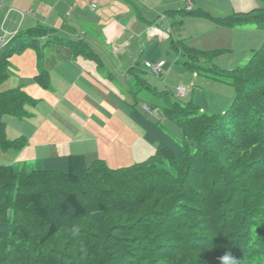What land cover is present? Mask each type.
Segmentation results:
<instances>
[{"label":"trees","instance_id":"1","mask_svg":"<svg viewBox=\"0 0 264 264\" xmlns=\"http://www.w3.org/2000/svg\"><path fill=\"white\" fill-rule=\"evenodd\" d=\"M177 11L206 15L187 11L185 6ZM213 19L226 27L251 23L264 28V5ZM56 37L54 29L37 25L18 32L0 47V85L10 76V59L33 47L39 55L36 80L50 88L43 56ZM66 43L75 55L92 57L84 42ZM172 43L175 52L183 50L190 57L182 62L193 72L203 71L234 87L231 105L210 114L192 99L183 101L176 90L157 93L164 115L182 131L181 138L175 139L137 108L139 97L154 89L144 75L154 76L145 66L148 59L137 60L131 68L138 82L131 87L136 100L128 105V112L145 137L157 144L148 159L117 169L104 159L88 163L84 154L0 164V205L6 199L0 209L5 214L2 218L10 219L0 221V238L13 231L18 196L21 212L46 224L39 243L53 242V259L50 253L44 258L21 253L31 264H220L227 253L241 264H264V43L247 64L231 70L199 63L201 58L208 63L222 51L189 48L183 41ZM87 59L102 68L99 58ZM144 101L145 110L153 109L150 100ZM37 102L20 86L0 90V147L4 151L22 150L28 143L24 136L8 138L5 115L30 117L29 108ZM54 191L60 200L56 204ZM86 195L95 196L87 201ZM8 240L7 245H0V264H15L12 248H20L21 237ZM59 245L64 248L55 251Z\"/></svg>","mask_w":264,"mask_h":264},{"label":"rangeland","instance_id":"2","mask_svg":"<svg viewBox=\"0 0 264 264\" xmlns=\"http://www.w3.org/2000/svg\"><path fill=\"white\" fill-rule=\"evenodd\" d=\"M194 1L197 8L202 9L205 7L213 16H222L229 15L234 9L239 10V7L250 0ZM178 4L176 8H181L182 4ZM263 5L262 0H255L250 8ZM151 7L147 9L148 12H155ZM155 9L158 8L155 7ZM211 17L186 16L184 19L186 27H183L179 32L186 44L192 41L203 46L217 44L219 45L217 48H224L208 63L204 58H201L199 63L201 65L206 64V67H217L220 70H231L247 64L253 50L263 45L264 28L262 30L257 29L255 26L250 27L252 25L238 26L231 31L232 33H228L231 34V39L215 42L214 32L208 31L207 28V26L214 25ZM225 27L218 28L224 32H229V29H225ZM49 47L44 51V68L48 65V63L46 64L48 58L45 57ZM31 48L36 52L35 58H39L38 50L33 47H28V50L25 49V51L14 55L10 59L12 64L10 76L2 84L8 87L20 86L38 100L37 104L29 108L32 111L30 117L17 118L12 115H5L4 117L7 124L8 138L15 139L24 136L28 139V143L22 150L4 151L0 147V164L15 162L30 164L38 159L51 156L84 154L88 163L96 158L104 159L110 168L117 169L144 161L156 152L157 144L150 142L145 137L144 129L128 113V105L134 104L136 100V94L130 86L123 85V82H110L111 77L107 72L98 69L96 71L92 70V73H95L94 78L92 77L95 81H92L90 75L86 74L85 76H74L72 80H62L57 75L53 80L50 75V88H44L35 78L37 72L32 74L28 71V60H25V58H34L33 55H27V52L32 50ZM173 51H170L168 58H166L170 61L169 68L172 65V70L169 69L165 76L154 77L144 74L154 89L151 91L146 90L150 95L139 97L141 101L138 102L137 108L144 113L148 120L159 123L164 131L173 138L178 139L181 138L182 131L178 125L164 115L162 100L159 99L157 93H161L163 90L168 92L176 90L177 93V86L185 84L188 87L189 94L186 97H181L183 101L192 99L202 111L212 114L221 113L228 109L232 103L235 89L232 85L218 81L203 71L193 72L183 64L182 58L179 61L175 60L177 52ZM21 58L23 60H20ZM117 78L119 79V76ZM147 99L153 105L151 110L143 108L144 103L142 100L148 102ZM56 194L57 191H54L53 197L55 199L52 198L54 204L60 201L59 194ZM93 196L95 195L84 197L87 201H91L90 197ZM4 200L6 199H1L0 208H4ZM15 200L20 208L22 206L20 198L17 196ZM19 208L18 215L15 216L17 218L12 222L13 225L11 224L13 226L11 229L14 232L11 230L9 236L0 238V245H7V242L10 243L8 239H13V237H21V244L18 245L20 248L16 250L14 249L16 246L12 248V251H15L12 260L15 258V264H31L30 259L24 258L21 253L31 252L32 255H36L38 258L47 257L49 253L51 254L53 242L50 240L44 245L39 243L46 232V224L32 214L25 211L21 212ZM1 212L0 209V221H9L8 217L6 219L2 218L5 214ZM85 226L87 227L86 224ZM61 230L64 234H67L65 231L67 230L66 226L61 227ZM63 248L64 245L54 246L55 251ZM12 251L11 254H13ZM48 256L54 258L52 254ZM241 258L246 259L245 256H241Z\"/></svg>","mask_w":264,"mask_h":264},{"label":"crops","instance_id":"3","mask_svg":"<svg viewBox=\"0 0 264 264\" xmlns=\"http://www.w3.org/2000/svg\"><path fill=\"white\" fill-rule=\"evenodd\" d=\"M186 1L188 0H0V36L9 41L20 31L37 25L49 26L58 36L57 40L49 45L51 48L49 47L45 57L48 58L47 69H45L53 80L56 75L60 76L62 80H72L74 76H85L86 74L90 75L92 81H95L93 79L95 73H92V70L100 69L111 77L110 82H123V85L132 87L135 82L131 68L137 60L143 62L145 59H166L170 51H173V41H185L179 32L183 27H186L184 21L186 16L204 18L212 16L213 19L261 7L250 8L255 3V0H250L239 7V10L234 9L229 15L213 16L207 8L203 7L204 10L200 7L197 8L195 1L192 0L194 2L193 10L202 11L206 15L179 13L177 10L180 8H176L177 4L180 2L178 5L182 4L184 7ZM150 6L155 12H148L147 9ZM212 23L214 25L207 26V28L208 31L214 32L215 42L231 39V34L228 33H232L231 31L238 26L252 25L250 27L255 26L257 29L263 30L258 25L250 23L225 27V29H229V32H224L218 28L222 27L221 25L216 24L215 21ZM151 26H155L159 30L152 32ZM68 40L84 42L92 57L79 53L75 55L72 47L66 43ZM185 45L203 51H222L224 49L217 48L219 46L217 44L203 46L192 41ZM35 53L33 49L29 50L27 55H33L34 58H25V60H28L29 73L37 72L36 78L39 73V60L35 58ZM87 58H99L102 68L99 67L97 61ZM176 58H182V61H185L190 57L182 50L177 52ZM50 59L52 60L50 61ZM168 62L170 63V61ZM171 68L170 70H172ZM2 84L0 90L14 88Z\"/></svg>","mask_w":264,"mask_h":264},{"label":"built area","instance_id":"4","mask_svg":"<svg viewBox=\"0 0 264 264\" xmlns=\"http://www.w3.org/2000/svg\"><path fill=\"white\" fill-rule=\"evenodd\" d=\"M93 7H95V5H93ZM185 9L187 11H192L194 9V2L192 0H189L186 2L185 4ZM157 30H159L157 27H153L151 26V31L152 32H156ZM5 43H7V40L5 37H0V47H2ZM145 66L147 68V70L154 75L155 77H163L167 71L170 69V63L164 59V58H160L157 60H146L145 61ZM189 92H188V87L185 84H180L179 86H177V95L180 97H186L188 96ZM146 109H148L145 106Z\"/></svg>","mask_w":264,"mask_h":264},{"label":"clouds","instance_id":"5","mask_svg":"<svg viewBox=\"0 0 264 264\" xmlns=\"http://www.w3.org/2000/svg\"><path fill=\"white\" fill-rule=\"evenodd\" d=\"M220 264H241L231 253H227L220 258Z\"/></svg>","mask_w":264,"mask_h":264}]
</instances>
